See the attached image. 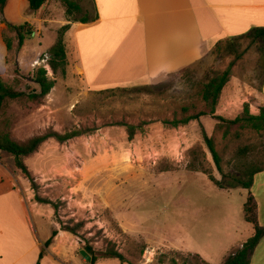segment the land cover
Masks as SVG:
<instances>
[{
    "label": "rangeland",
    "instance_id": "1",
    "mask_svg": "<svg viewBox=\"0 0 264 264\" xmlns=\"http://www.w3.org/2000/svg\"><path fill=\"white\" fill-rule=\"evenodd\" d=\"M69 1L80 8L69 16L61 0L49 1L36 13L28 11L27 1L21 4L18 22L29 23L32 32L24 40L26 49L38 53L29 70L21 72L13 64L0 79L26 95L39 93L34 79L43 68L54 87L39 103L9 102L2 122L20 142L47 130L87 133L63 144L47 140L27 157L32 182L16 169L12 156L0 152L3 182H13L28 213L40 215L27 220V232L15 201H9V207L0 201V252L21 251L19 237L25 233L40 239L43 247L55 229L69 240L60 238L54 256L73 264L90 263L80 255L86 247L97 256L95 264H223L253 236V226L244 217L249 191L220 189L208 179L223 180L202 129L213 140L222 173L234 177L241 164L264 165V133L231 127L226 135L210 116L178 128L164 122L179 118L182 107H188L189 114L207 112L202 88L230 63L231 75L215 115L232 120L244 104L257 114L264 107V47L246 38L229 46L223 39L197 63L151 84L89 90L71 70L67 56L64 76L53 75L48 66L62 27L94 14L91 0ZM68 34L63 32L62 39L70 53ZM5 41L12 43L13 38L6 36ZM19 49L10 52V62ZM121 125L140 126L141 131L129 140ZM35 195L50 204L36 202ZM259 204L264 216V202ZM108 242L124 256V263L100 257ZM250 264H264V238Z\"/></svg>",
    "mask_w": 264,
    "mask_h": 264
},
{
    "label": "crops",
    "instance_id": "2",
    "mask_svg": "<svg viewBox=\"0 0 264 264\" xmlns=\"http://www.w3.org/2000/svg\"><path fill=\"white\" fill-rule=\"evenodd\" d=\"M26 1L7 0L0 15V78L7 75L13 64L21 72L29 70L38 53L27 51L25 42L19 49L16 34L4 23L22 25L18 22L19 14L21 4ZM91 3L94 14L88 18L90 22L68 23L66 40V44L71 43V52H66L70 68L89 90L151 84L197 63L223 39L254 27L264 28V0H91ZM6 36L13 38L9 51ZM18 49L15 62H10V52ZM30 52L31 56L25 59ZM260 90L264 97V81ZM2 176L5 175L0 171V201L8 207L9 201H15L18 217L29 232L27 220L34 213H28L27 203L13 182H3ZM247 191L256 205L258 226L264 229L259 204L264 202V171L254 176ZM60 238L69 240L67 235L57 233L54 245L45 250L39 264H73V260L54 256ZM263 238L258 245H263ZM19 240L24 248L17 253L0 252V264L37 263L42 241L32 233H25Z\"/></svg>",
    "mask_w": 264,
    "mask_h": 264
},
{
    "label": "trees",
    "instance_id": "3",
    "mask_svg": "<svg viewBox=\"0 0 264 264\" xmlns=\"http://www.w3.org/2000/svg\"><path fill=\"white\" fill-rule=\"evenodd\" d=\"M6 1L7 0H0V15L3 14V8L5 6ZM27 1L28 11L31 13H36L43 9V7H45V5L51 0ZM61 1L67 7L68 16L70 15L71 10H80V8L76 4L71 3L69 0ZM74 22L86 24L90 21L88 18H81L80 20H75ZM4 23L9 30L16 34L18 47H21L23 45L24 40L32 34V32L28 30L29 25L27 23L18 26H14L6 22ZM68 29V25L62 27V30L58 34L57 41L50 49L51 57L48 60V66L50 67V70L53 75H57L58 73H60L64 76L66 73V51L62 38L63 32H66ZM244 38L250 39L252 42H256L258 45H260V47H264V28H251L248 32L244 34L226 38V42L229 46H231V43L233 44L237 40ZM6 47L8 51L11 49V45L8 41L6 42ZM232 66L233 64L230 63L228 68L224 72L211 78L203 86L201 91V99L204 103V106L208 109L207 112L200 111L196 114H189V108L182 107L181 115L179 118H174L172 121H165L164 124H168L173 128H178L180 126L187 125L191 121H198L203 116H210L218 122L217 126L219 128H225L224 134L226 135L231 127L251 130L255 133H264V107H261L257 114H252L249 110V106L247 104H244L242 113L232 120L224 119L221 116L215 115L216 107L221 97L222 90L229 81ZM34 83L40 87V92H32L26 95L23 92L15 91L11 87L7 86L0 79V152H4L12 156L13 163L16 169L19 170L31 182V175L24 163L27 157L34 154L39 149V147L47 140L53 139L56 142L63 144L71 139L83 136L87 133L86 131L78 129L65 132L64 134H60L53 130H47L44 133L34 136L24 142H20L14 139L10 131L6 128L5 123L2 122V120H4V118H2V114L5 110V106L11 101H23L24 99L30 102L39 103L43 98H45L49 94V92L54 87V81L48 78L47 72L43 68L37 69ZM121 126H124L126 128L129 140H132L134 138L136 131H141L140 126ZM202 134L203 140L212 156L216 169L222 175L223 178V180L221 181H216L212 177L208 176V179L220 189L235 190L240 188L243 190H249L252 186L254 176L257 173L264 171V165L260 166L254 164L244 166L243 164H241L242 169L241 172L238 174V177L223 174L220 166V158L217 151L215 150L213 140L206 135L203 129ZM192 171H195V169L192 168ZM225 179H228L229 181H225ZM32 187H34L35 189L34 184H32ZM34 198L38 203L50 204L48 201L40 199L37 195H35ZM244 217L245 221L253 226L254 234L238 249L230 253L226 257L223 264H250L253 250L258 245L260 239L264 236V229L260 228L257 223L256 205L251 196L248 197L244 205ZM70 232L73 233L72 231ZM57 233L58 231L55 229L52 231L50 239L47 240L43 245V248L39 254L38 261L36 264L40 263V260L44 256L45 249L50 246L53 238L57 235ZM85 251L91 258L89 264H95L98 258L94 254L92 249L90 247H86ZM100 257L103 259L118 260L120 263L125 262L124 256L120 252H118V250H116L114 248V245H112L110 242H108V247Z\"/></svg>",
    "mask_w": 264,
    "mask_h": 264
},
{
    "label": "water",
    "instance_id": "4",
    "mask_svg": "<svg viewBox=\"0 0 264 264\" xmlns=\"http://www.w3.org/2000/svg\"><path fill=\"white\" fill-rule=\"evenodd\" d=\"M80 255L85 258L86 261L90 262L91 258L85 251L81 250Z\"/></svg>",
    "mask_w": 264,
    "mask_h": 264
}]
</instances>
